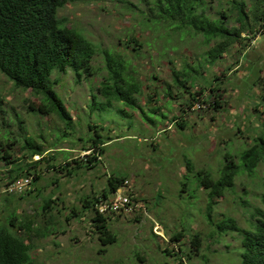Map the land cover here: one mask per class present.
I'll return each instance as SVG.
<instances>
[{
	"label": "rangeland",
	"instance_id": "1",
	"mask_svg": "<svg viewBox=\"0 0 264 264\" xmlns=\"http://www.w3.org/2000/svg\"><path fill=\"white\" fill-rule=\"evenodd\" d=\"M128 1L139 4L138 0ZM205 1L210 17L221 18L219 13L224 11L227 26L240 27L230 9L232 0ZM242 1L253 21L257 2ZM58 14L100 49L114 50L130 61L136 70L131 74L142 82L144 95L133 103L127 100L101 106L105 99L98 95V87L107 75L102 54L93 61L95 76L80 83L71 70L55 71L54 90L72 116L67 126L56 115L30 111L26 99L36 103L39 99L16 89L0 72V144L18 163L16 159L26 153V138L33 137L43 145L45 158H54L51 162L59 167L47 170V163H43L37 185L21 179V186H32L24 192L9 189L6 175L15 164L0 160V224L6 225L13 212L34 221V232L26 239L33 246L35 264H241L244 249L240 234L222 233L215 224L230 217L240 227L253 229L255 209L264 211V159L253 176L238 175L234 187L215 200L211 218L207 215L209 191L199 187L197 173H188L186 162L217 179L228 153L240 171L242 154L253 146L264 158V30L257 25L259 20H254L257 31L249 47L234 44L211 65L206 52L214 42L207 46L201 37L181 40L174 36L170 43L165 28L153 32L142 29L144 13L137 8L127 10L123 3H68ZM130 38L140 43L137 52L132 47L126 49ZM185 63L198 70L188 77L186 89L173 82V70H181ZM217 77L221 79L216 82ZM212 83L221 87L220 97L216 98ZM168 85L173 86V96H168ZM206 89L201 94L200 90ZM190 93L200 99L191 109ZM215 100L219 107L213 108ZM96 136L106 143L102 162L94 169L77 170L72 164L71 177L64 169L66 164L89 157L91 139ZM15 139L18 141L13 143ZM40 159L33 157V161ZM111 173L128 177L146 211L144 216H112L109 227L117 239L103 246L92 220L94 214L83 201L103 191ZM49 198L55 201L44 213L43 205ZM75 208L80 213L70 218ZM44 229L53 233L40 234L38 230ZM182 230L185 237L173 242L172 236ZM195 234L201 235L199 252L191 246Z\"/></svg>",
	"mask_w": 264,
	"mask_h": 264
},
{
	"label": "trees",
	"instance_id": "2",
	"mask_svg": "<svg viewBox=\"0 0 264 264\" xmlns=\"http://www.w3.org/2000/svg\"><path fill=\"white\" fill-rule=\"evenodd\" d=\"M254 1L257 2V6L253 9L254 11L252 10L253 21L245 1H229L231 12L233 11L237 15L240 22L239 28H230L226 24V12L219 13L223 16L221 18H212L207 14L208 6L205 0H138V5L128 0H0V72L13 83L16 89L29 91L30 95L39 99L38 103L31 98L26 99L30 111L38 112L41 115H56L69 126L72 123V116L54 90L57 81L52 80V75L55 71L67 73L71 70L76 75L77 82L80 83L83 78L95 76L96 70L93 61L96 55L102 54L107 75L98 87V95L105 99V102L100 104L101 106L127 100L133 103L134 100H138V96L144 95V93L142 82H138L131 74V72L134 74L136 70L131 66L130 61L114 50L100 49L81 30L69 27L68 19L59 17V10L68 3L117 2L123 3L127 10L137 8L144 13L140 24L142 29L153 32L163 27L166 29L165 36L170 43L173 42L174 36L180 37L181 40L189 36L201 37L207 46L214 42V46L206 52L207 61L214 65L230 46L243 44L249 47L252 36H256L255 18L260 22L257 25H260L261 30H264V10L262 9L264 0ZM243 33H248L246 38L242 36ZM125 47L126 49L132 47L137 52L141 45L136 38H130L125 43ZM171 47L177 48L174 45ZM244 57L245 55H243ZM193 72L197 74L198 70L188 63H185L181 70L174 69V85L186 89L190 82L188 77ZM220 79L221 77H217L216 82ZM172 87V85L167 86L168 96H173ZM200 91L201 94H204L207 89ZM213 91H217L216 98L221 96V93H218L222 91L221 87L214 85ZM190 95L189 108L191 109L193 103L199 102L200 99L197 98V94L190 93ZM95 99L96 96H94V105L97 104ZM2 101L1 99L0 112L2 111ZM212 107H219V102L215 100ZM93 127L90 126V128ZM26 140V145L23 146V151L26 153L22 158L16 159L18 163L12 160V153L3 144H0V160H5L7 165L15 164V167L6 175L8 184L21 179H30L33 180L32 185H37L44 172L41 168L43 163H47V170L59 168L51 162L54 158H45L46 151L42 144H37L33 137H27ZM91 140L89 157L77 158L66 164L64 169L71 177L74 173L70 168L72 164L77 170L83 167L94 169L102 162L106 143L101 136H96ZM15 141L18 140L15 139L13 143ZM8 147L10 148L11 145ZM34 156H41V159L33 161ZM226 156L227 162L217 179L205 170L196 171L190 161L186 162L188 173H197L199 187L209 191L207 207L209 218H211L216 204L215 200L234 187L235 178L243 173L253 176L258 164L264 159L260 155V150L253 146L242 154L243 170L240 171V167L234 161V156L230 153ZM24 160L28 162H24ZM125 181H129L127 176L108 174L106 188L99 194L91 196V199L86 197L83 201L84 207L90 209L94 214L92 220L103 246L114 244L117 237L109 227L111 218L100 214L97 206L101 201L110 198L117 189L122 188ZM183 185L186 186L187 183ZM132 191L133 195L137 196L136 192ZM25 194H20V196ZM54 201L52 198L45 200L44 213L52 209ZM79 213L80 210L75 208L70 218ZM254 214L255 220L251 225L253 226L255 222L256 225L250 230L240 227L236 220L230 217L215 224L217 230L222 233L233 231L240 234L244 249V252L241 253V264H264V211L255 209ZM38 231L44 236L53 233L45 229L43 232ZM32 232H34V221L28 218L24 220L16 212L9 216L6 225L0 224V264H35L31 254L33 246L27 243ZM184 232L185 230H182L173 235V242L183 239ZM201 243V235H193L191 246L194 252L200 251Z\"/></svg>",
	"mask_w": 264,
	"mask_h": 264
},
{
	"label": "built area",
	"instance_id": "3",
	"mask_svg": "<svg viewBox=\"0 0 264 264\" xmlns=\"http://www.w3.org/2000/svg\"><path fill=\"white\" fill-rule=\"evenodd\" d=\"M21 181L22 180L11 183V187L9 186V189L12 190V188H18L20 191L26 192V188H28V186L30 188L31 185L21 186ZM97 208L100 214L109 218H112V216H116L119 214H139L144 216L146 211L143 201L139 200L136 195H133L131 182L129 181H125L124 186L117 189L110 198L101 201ZM142 210L144 211L141 214L140 211Z\"/></svg>",
	"mask_w": 264,
	"mask_h": 264
}]
</instances>
